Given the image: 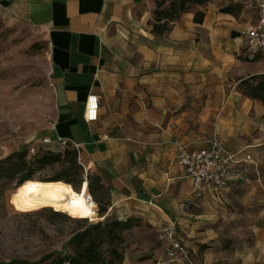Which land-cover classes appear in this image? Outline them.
Wrapping results in <instances>:
<instances>
[{
  "label": "crops",
  "instance_id": "1",
  "mask_svg": "<svg viewBox=\"0 0 264 264\" xmlns=\"http://www.w3.org/2000/svg\"><path fill=\"white\" fill-rule=\"evenodd\" d=\"M248 6L254 20L245 18ZM154 8V0H0L8 18L34 27L47 45L55 109L47 149L58 139L78 145L86 171L109 191L110 210L139 203L162 224L192 232L203 214L189 206L222 210L238 190L264 189V106L238 89L260 73L239 59L243 43L260 53L244 35L256 10L254 0H211L156 36ZM89 96L99 105L91 122ZM213 133L247 173L237 179L233 171L223 194L192 196L176 143L202 149Z\"/></svg>",
  "mask_w": 264,
  "mask_h": 264
},
{
  "label": "rangeland",
  "instance_id": "2",
  "mask_svg": "<svg viewBox=\"0 0 264 264\" xmlns=\"http://www.w3.org/2000/svg\"><path fill=\"white\" fill-rule=\"evenodd\" d=\"M245 14V18L254 20L250 6ZM239 59L255 63L260 68L258 75H264V56L252 54L244 43ZM54 110L44 36L27 23L8 18L0 9V160L12 153L26 152L25 159L32 165V155L46 151L47 145L42 141L47 138ZM31 167L12 179L0 180V262H32L48 253L63 251L70 237L88 225L51 208L29 209L22 204L28 181L19 187L17 183L25 173L42 181L63 170L62 165ZM88 174L93 176L89 171ZM93 190L94 193L89 189V193L98 210L106 208L100 217L132 219L134 224L121 235L117 248L123 259L117 264H185L175 261L178 255L168 253L166 244L159 240L166 224L161 223L156 212L134 202L110 210L108 189ZM251 191L238 190L235 199L220 206L222 210L189 206V210L195 208L203 214L197 228L190 232L189 228L180 230L176 224L174 230L176 240L188 253L189 264H264V189Z\"/></svg>",
  "mask_w": 264,
  "mask_h": 264
},
{
  "label": "trees",
  "instance_id": "3",
  "mask_svg": "<svg viewBox=\"0 0 264 264\" xmlns=\"http://www.w3.org/2000/svg\"><path fill=\"white\" fill-rule=\"evenodd\" d=\"M211 0H154L155 8L152 12V33L156 36H163L171 29V25L183 14L190 12L197 6H203ZM203 14L197 12L194 16L195 22H201ZM238 89L242 95L260 102L264 106V75L252 76L241 81ZM41 153H34L32 165L37 169L48 166L62 165L60 174L46 182H64L69 184L75 191L79 192L84 182L87 183V190L94 193L93 187L98 190H106L105 185L96 175L82 173L81 166L77 162V152L71 147L64 151L57 149H45ZM26 152L12 153L3 160H0V180L12 179L16 173H21L32 168L26 161ZM34 180L31 173H25L18 181L17 187L26 181ZM76 183L78 185L75 186ZM86 194V193H85ZM90 194V193H89ZM91 195V194H90ZM94 200V199H93ZM95 202V201H94ZM96 203V202H95ZM106 208L98 210L99 215L104 214ZM101 213V214H100ZM64 214V213H62ZM60 216L59 213H53ZM65 215V214H64ZM68 216V215H66ZM69 217V216H68ZM77 221L88 222L86 219L71 218ZM134 226L132 219L124 221L104 218L102 222L89 223L83 230L75 232L66 242L63 251L51 252L37 261L15 260L0 262V264H117L121 263L123 253L117 248L122 241V233Z\"/></svg>",
  "mask_w": 264,
  "mask_h": 264
},
{
  "label": "built area",
  "instance_id": "4",
  "mask_svg": "<svg viewBox=\"0 0 264 264\" xmlns=\"http://www.w3.org/2000/svg\"><path fill=\"white\" fill-rule=\"evenodd\" d=\"M254 7L256 10V20L254 24L246 29L244 35L246 44L250 50L264 54V0H254ZM98 107L97 97H87L85 107L86 121L91 122L96 120ZM56 142L59 151H64L66 148L71 147L77 152V162L83 168L86 175L87 171L81 159L79 146L74 143L71 144L66 139H58ZM50 143L51 140L49 138H45L42 141L44 145ZM176 149L177 163L184 169L186 176L192 181V196H197L204 190L223 194L228 189L229 179L233 171L237 179L243 178L247 173V167L235 168L237 165L236 155L226 148L223 140L216 133H213L206 141L205 148L192 149L187 145L176 143ZM246 160L249 162L250 158L247 157ZM233 168L236 170H233ZM83 199L86 204L92 205L91 215L86 218H76L86 219L90 223L102 222L104 217H100L97 204L88 191L86 194H83ZM175 225V221L167 222L159 235V240L166 244V251L168 253H176L178 255V259L175 261L189 264L187 251L174 236Z\"/></svg>",
  "mask_w": 264,
  "mask_h": 264
},
{
  "label": "bare ground",
  "instance_id": "5",
  "mask_svg": "<svg viewBox=\"0 0 264 264\" xmlns=\"http://www.w3.org/2000/svg\"><path fill=\"white\" fill-rule=\"evenodd\" d=\"M86 190V182L77 192L61 181L31 180L25 185L22 204L29 209L51 208L56 212L66 213L71 218H86L91 215L92 208L83 199Z\"/></svg>",
  "mask_w": 264,
  "mask_h": 264
}]
</instances>
